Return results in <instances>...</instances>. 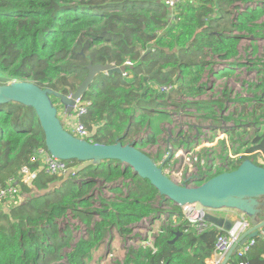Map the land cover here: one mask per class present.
Returning a JSON list of instances; mask_svg holds the SVG:
<instances>
[{"label": "trees", "instance_id": "1", "mask_svg": "<svg viewBox=\"0 0 264 264\" xmlns=\"http://www.w3.org/2000/svg\"><path fill=\"white\" fill-rule=\"evenodd\" d=\"M166 1L0 0V84L28 80L69 95L87 77L90 62L124 65L121 73H99L83 96L92 101L83 117L92 133L88 140L129 143L148 125L157 133V122L166 113L158 108L168 99L205 92L202 79L210 64L206 50L232 61L239 55L240 32L264 29V24L257 23L264 8H249L234 17L232 9L240 0H180L174 8ZM232 71L224 70L221 76ZM257 87L264 88V79ZM217 103L223 109L219 100L193 105L198 110L210 109L207 116H216L213 106ZM260 109L263 114L255 116L258 126L264 125V106ZM246 146L238 161H228L230 170L247 158L258 160L264 155V131H258ZM40 148L47 149L36 110L15 101L0 104V183L19 179L24 165L35 168L31 159ZM69 163L71 167L80 164L77 160ZM222 171L206 174V179ZM63 176L42 170L33 187L21 184L19 202L8 211L0 206V264H84L109 230L133 232L134 224L158 213L155 200L165 198L148 179L118 160L89 166L52 188ZM120 178L133 181L128 194L117 187L121 195L112 201L101 199L102 207L95 209L89 194L96 179L110 183ZM173 204L180 215L178 223L164 226L153 246L129 250L125 264H207L218 236L225 231L191 222L184 218L182 207ZM95 211L100 219L92 223ZM69 212L93 227L63 263L58 262L61 250L70 244L72 233L60 225ZM179 231L182 234L176 238ZM263 255L264 240L257 237L252 250L244 257L234 256L232 264H264Z\"/></svg>", "mask_w": 264, "mask_h": 264}, {"label": "rangeland", "instance_id": "2", "mask_svg": "<svg viewBox=\"0 0 264 264\" xmlns=\"http://www.w3.org/2000/svg\"><path fill=\"white\" fill-rule=\"evenodd\" d=\"M249 8H264V0L251 3L240 0L232 9L234 17L237 13H242ZM257 23L264 24V14ZM205 55L210 63L202 79L205 92L198 97L177 94L168 99L166 105L158 108L166 112L162 117L163 120L157 122L159 131L155 133L154 128L148 125L128 140L129 143L135 142L159 164L167 160V164L164 165L166 171L175 173L183 171V180L187 175H210L230 169L231 167H225L224 164L229 160H236V154L240 153V156L245 154L243 144H246V147L250 146L259 129L261 132L264 131V125L261 124L262 128H260L261 125L258 126L255 122V116L263 114L260 106H264L262 105L264 99L260 100L257 97L264 96V88L257 87L264 79V29L257 28L256 33L252 34L247 30L240 32L239 55L232 61L223 62L209 50H206ZM231 63H234V66L230 65ZM230 68L233 69L231 75L221 76L222 71ZM176 79L177 76L174 75V80ZM215 100L223 104V109L218 103L214 104L213 111L216 116H207V113L211 112L210 109L198 110L193 105L197 102L211 103ZM53 101L59 108L61 120H65L66 116L59 105V99L53 97ZM186 102L188 104L185 105ZM138 114L139 110H136L135 116ZM133 123H137V120H133ZM238 127L240 130H237ZM181 133H185L188 143L181 140L176 142L175 139L181 138ZM180 148H183L184 152L177 157L176 154L179 153ZM187 150L192 152L188 155L189 157H186L188 161L184 158ZM252 160L256 163L258 161L256 157H252ZM206 178L207 175L200 181L203 182ZM190 184V186L197 185L195 182ZM131 185L133 181L126 178L110 183L96 179V184L89 194L92 197L93 207L95 209L102 207L101 199L103 198L107 201L117 199L121 195L115 191L117 187L121 188L124 194H128ZM21 199L17 197L15 200H4L0 202V206L8 211ZM154 204L159 209L158 213L134 224L133 232L123 234L117 227L109 230L100 246L93 251L90 258L85 259L84 264H125L129 250L153 246L161 229L170 225L172 220L170 211L174 210L173 202L167 198L159 197ZM182 210L185 214L184 218H189L188 211L183 207ZM217 212L225 217H235L228 209L217 210ZM99 219V213L95 211L92 223ZM60 227L72 233L70 244L61 250L62 258L58 261L65 263L68 262V253L77 242L89 237L93 224L89 226L69 212L68 216L62 220Z\"/></svg>", "mask_w": 264, "mask_h": 264}, {"label": "water", "instance_id": "3", "mask_svg": "<svg viewBox=\"0 0 264 264\" xmlns=\"http://www.w3.org/2000/svg\"><path fill=\"white\" fill-rule=\"evenodd\" d=\"M88 68L87 77L70 95L50 87L43 88L28 80L0 84V104L15 101L36 110L45 134L46 148L52 156L80 162L78 166L69 168L60 181L53 183L52 188L72 180L74 174L89 166L99 165L107 160H118L132 167L142 178L148 179L160 195L181 207L199 204L209 210L233 209L241 216L248 217L251 227L232 244L221 263L232 264V258L237 255L240 246L264 231V166L247 158L235 169L224 170L201 184L190 186L169 177L163 166L137 147L135 142L124 143L118 139L115 143L107 144L75 136L65 128L53 97L59 99L60 106L72 112L76 100L90 89L99 73L125 71L124 65L117 66L113 63L90 62ZM199 221L201 227H215L224 231L233 226L232 218L211 212L200 215ZM181 234L179 231L176 238Z\"/></svg>", "mask_w": 264, "mask_h": 264}, {"label": "built area", "instance_id": "4", "mask_svg": "<svg viewBox=\"0 0 264 264\" xmlns=\"http://www.w3.org/2000/svg\"><path fill=\"white\" fill-rule=\"evenodd\" d=\"M180 0H167L166 3L171 6L172 8L176 7ZM126 64L132 65L131 61H127ZM127 74V73H126ZM70 95V94H69ZM92 101L89 99H84L83 97L78 98L76 100V105L72 112L67 111L64 109V114L66 116L65 120H62L65 128L73 133L75 136L80 138L88 139L92 135L91 131L87 128L85 123L83 122V117L88 113V109L91 106ZM179 153L176 154L177 157L180 156L184 152L183 148L178 150ZM192 154L190 150H187L186 157ZM188 161V160H186ZM259 163L264 164V160H258ZM31 162L36 164V167L33 168L31 164L24 165L19 173L18 177H11L6 183H0V202L4 200H15L17 197L22 198L23 194L21 191V184H25L27 186L33 187L34 181L38 176L39 172L44 170L45 172L52 174V175H64L65 172L71 168L69 160L60 159L57 157L52 156L49 151L45 148H40L36 150V154L32 157ZM225 167H228V162L224 164ZM164 172L174 179L176 182L180 184H188L190 183H197L205 175H194L187 177L183 180V171L181 172H168L164 169ZM188 213L187 216L189 217L193 223L200 224V215L211 212L217 215V210H209L207 208L202 207L199 204H190L184 206ZM186 213V212H185ZM170 216L175 224L178 223L180 219V215L177 211H170ZM233 219V226L225 231L224 233L220 234L217 238L215 249L210 258L207 259V264H221L225 254L230 249L232 244L251 227V221L248 217L243 216H236ZM257 237H261L264 240V231H260V234ZM257 237L250 238L244 244L240 246L237 251L238 257H244L248 252L252 250L255 246ZM239 264H248L246 261H241Z\"/></svg>", "mask_w": 264, "mask_h": 264}, {"label": "flooded vegetation", "instance_id": "5", "mask_svg": "<svg viewBox=\"0 0 264 264\" xmlns=\"http://www.w3.org/2000/svg\"><path fill=\"white\" fill-rule=\"evenodd\" d=\"M239 125H241V124H239ZM242 127H244V125H242ZM237 130H240V127H238V129ZM259 131H260V129H259ZM180 139H175L176 140V142L178 141V140H181L182 142H187L188 140L187 139H185L186 138V135H185V133H181L180 134ZM188 143V142H187ZM239 153V152H238ZM238 156V157H237ZM235 158H236V161H238L239 159H240V153L239 154H236V156H235ZM169 160H170V158H168ZM157 161V160H156ZM167 160H163V162L161 163V165L162 166H164V165H166L167 163ZM217 215H220V216H223L222 214H218V212H217Z\"/></svg>", "mask_w": 264, "mask_h": 264}, {"label": "crops", "instance_id": "6", "mask_svg": "<svg viewBox=\"0 0 264 264\" xmlns=\"http://www.w3.org/2000/svg\"><path fill=\"white\" fill-rule=\"evenodd\" d=\"M223 61V60H222ZM223 62H228V61H223ZM63 108V107H62ZM65 108H63V110H64ZM261 128V127H260ZM264 160V155H259L258 156V160ZM229 211H230V213L233 215V217L235 216H238L240 213L238 212V211H236V210H233V209H228ZM239 216H241V215H239ZM264 256V255H263ZM232 259H234V257L232 258Z\"/></svg>", "mask_w": 264, "mask_h": 264}]
</instances>
